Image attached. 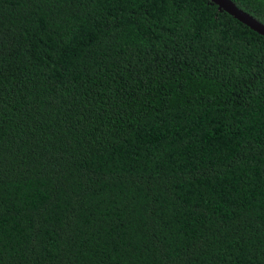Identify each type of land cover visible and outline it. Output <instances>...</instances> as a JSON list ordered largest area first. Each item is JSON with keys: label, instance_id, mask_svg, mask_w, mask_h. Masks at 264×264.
Segmentation results:
<instances>
[{"label": "trees", "instance_id": "trees-1", "mask_svg": "<svg viewBox=\"0 0 264 264\" xmlns=\"http://www.w3.org/2000/svg\"><path fill=\"white\" fill-rule=\"evenodd\" d=\"M0 264H264V37L208 0H0Z\"/></svg>", "mask_w": 264, "mask_h": 264}, {"label": "water", "instance_id": "water-1", "mask_svg": "<svg viewBox=\"0 0 264 264\" xmlns=\"http://www.w3.org/2000/svg\"><path fill=\"white\" fill-rule=\"evenodd\" d=\"M216 5L217 9L223 10L233 18L245 24L264 37V23L256 19L247 11L238 7L232 0H208Z\"/></svg>", "mask_w": 264, "mask_h": 264}]
</instances>
